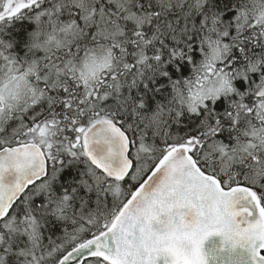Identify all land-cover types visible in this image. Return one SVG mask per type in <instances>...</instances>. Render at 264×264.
I'll list each match as a JSON object with an SVG mask.
<instances>
[{"label": "snow or ice", "instance_id": "6c2138e0", "mask_svg": "<svg viewBox=\"0 0 264 264\" xmlns=\"http://www.w3.org/2000/svg\"><path fill=\"white\" fill-rule=\"evenodd\" d=\"M212 235L264 264V0H0V264Z\"/></svg>", "mask_w": 264, "mask_h": 264}, {"label": "water", "instance_id": "95a60500", "mask_svg": "<svg viewBox=\"0 0 264 264\" xmlns=\"http://www.w3.org/2000/svg\"><path fill=\"white\" fill-rule=\"evenodd\" d=\"M203 252L206 255L207 264H243L245 255L241 249L230 252L218 235H212L204 241Z\"/></svg>", "mask_w": 264, "mask_h": 264}, {"label": "trees", "instance_id": "16d2710c", "mask_svg": "<svg viewBox=\"0 0 264 264\" xmlns=\"http://www.w3.org/2000/svg\"><path fill=\"white\" fill-rule=\"evenodd\" d=\"M67 172H68V169H65L64 173H67ZM64 173L61 174V178H63Z\"/></svg>", "mask_w": 264, "mask_h": 264}]
</instances>
